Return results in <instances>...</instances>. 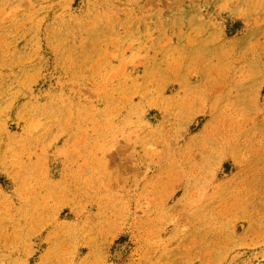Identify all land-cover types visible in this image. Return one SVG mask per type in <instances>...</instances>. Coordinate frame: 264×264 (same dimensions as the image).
<instances>
[{"label":"rangeland","instance_id":"1","mask_svg":"<svg viewBox=\"0 0 264 264\" xmlns=\"http://www.w3.org/2000/svg\"><path fill=\"white\" fill-rule=\"evenodd\" d=\"M0 264H264V0H0Z\"/></svg>","mask_w":264,"mask_h":264}]
</instances>
